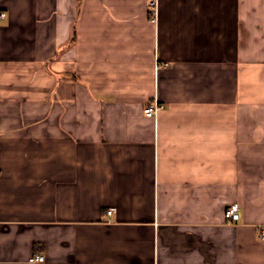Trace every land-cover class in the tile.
Segmentation results:
<instances>
[{
  "label": "crops",
  "instance_id": "crops-1",
  "mask_svg": "<svg viewBox=\"0 0 264 264\" xmlns=\"http://www.w3.org/2000/svg\"><path fill=\"white\" fill-rule=\"evenodd\" d=\"M2 11L0 264H264V0Z\"/></svg>",
  "mask_w": 264,
  "mask_h": 264
},
{
  "label": "built area",
  "instance_id": "built-area-1",
  "mask_svg": "<svg viewBox=\"0 0 264 264\" xmlns=\"http://www.w3.org/2000/svg\"><path fill=\"white\" fill-rule=\"evenodd\" d=\"M0 16L4 17L6 16V12L2 11L0 12ZM160 105L155 102L152 105L146 106L144 108V112L148 115V116H155V114L157 113V111L159 110ZM239 209L240 206L238 203H232L230 206H228L225 209V217L229 222H237L240 219V213H239ZM113 210H108V213L111 214ZM31 260H36V261H44L45 260V256L38 254L35 255L31 258Z\"/></svg>",
  "mask_w": 264,
  "mask_h": 264
}]
</instances>
